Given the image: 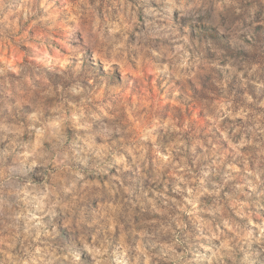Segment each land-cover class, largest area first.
Segmentation results:
<instances>
[{"label": "clouds", "instance_id": "9594fccd", "mask_svg": "<svg viewBox=\"0 0 264 264\" xmlns=\"http://www.w3.org/2000/svg\"><path fill=\"white\" fill-rule=\"evenodd\" d=\"M0 264H264V0H0Z\"/></svg>", "mask_w": 264, "mask_h": 264}]
</instances>
